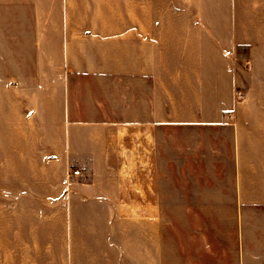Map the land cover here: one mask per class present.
<instances>
[{
  "label": "rangeland",
  "instance_id": "rangeland-1",
  "mask_svg": "<svg viewBox=\"0 0 264 264\" xmlns=\"http://www.w3.org/2000/svg\"><path fill=\"white\" fill-rule=\"evenodd\" d=\"M76 62L0 59V264L264 263V205L234 204L264 193L256 189L264 184V59L172 61L173 70L201 73L197 86L174 83L173 91L193 89L202 104L193 110L219 111L242 135H173V147L187 153L175 152L171 173L156 159L149 180L151 192L176 197L167 205L157 197L154 206L134 204L133 193L145 196L138 172L148 166L137 159L99 166V177L124 185L117 201L73 190L91 181L85 172L72 177L85 167L52 156V135H43L50 124L32 113L50 108L51 92L67 80L82 79ZM211 193L218 205L197 204Z\"/></svg>",
  "mask_w": 264,
  "mask_h": 264
},
{
  "label": "crops",
  "instance_id": "crops-1",
  "mask_svg": "<svg viewBox=\"0 0 264 264\" xmlns=\"http://www.w3.org/2000/svg\"><path fill=\"white\" fill-rule=\"evenodd\" d=\"M0 59L83 61L75 63L82 79L67 80L62 92H51L50 108L32 113L50 124L43 135H52V156L85 167L71 176L85 172L91 181L77 182L73 190L98 200L123 199L124 185L99 177V166L131 158L148 165L138 172L145 196L133 193L134 204L154 206L161 196L172 204L176 195L166 188L151 192L149 177L156 159L171 173L175 152L187 151L173 147V135H242L219 111L207 116L193 110L202 104L187 87L197 86L201 73L173 70L172 61L263 60L264 0H0ZM174 83L187 87L176 92ZM256 189L263 191L264 184ZM198 200L219 204L213 193ZM234 200L264 205V193Z\"/></svg>",
  "mask_w": 264,
  "mask_h": 264
},
{
  "label": "built area",
  "instance_id": "built-area-1",
  "mask_svg": "<svg viewBox=\"0 0 264 264\" xmlns=\"http://www.w3.org/2000/svg\"><path fill=\"white\" fill-rule=\"evenodd\" d=\"M72 174H73L74 176H79V175H80V171H79V170H74V171L72 172Z\"/></svg>",
  "mask_w": 264,
  "mask_h": 264
}]
</instances>
